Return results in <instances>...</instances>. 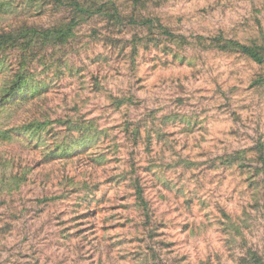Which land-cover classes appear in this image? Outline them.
<instances>
[{
	"label": "rangeland",
	"instance_id": "obj_1",
	"mask_svg": "<svg viewBox=\"0 0 264 264\" xmlns=\"http://www.w3.org/2000/svg\"><path fill=\"white\" fill-rule=\"evenodd\" d=\"M0 264H264V0H0Z\"/></svg>",
	"mask_w": 264,
	"mask_h": 264
},
{
	"label": "trees",
	"instance_id": "obj_2",
	"mask_svg": "<svg viewBox=\"0 0 264 264\" xmlns=\"http://www.w3.org/2000/svg\"><path fill=\"white\" fill-rule=\"evenodd\" d=\"M79 5V3H77ZM239 47V49L246 55L252 57L253 59H256L257 61H261V56L258 54V52L255 50V48L250 47L248 45H244L242 43H235Z\"/></svg>",
	"mask_w": 264,
	"mask_h": 264
}]
</instances>
